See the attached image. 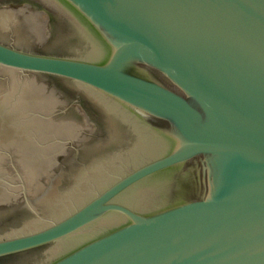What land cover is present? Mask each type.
Listing matches in <instances>:
<instances>
[{
    "label": "water",
    "instance_id": "1",
    "mask_svg": "<svg viewBox=\"0 0 264 264\" xmlns=\"http://www.w3.org/2000/svg\"><path fill=\"white\" fill-rule=\"evenodd\" d=\"M24 1L55 37L0 8V258L264 264V0Z\"/></svg>",
    "mask_w": 264,
    "mask_h": 264
},
{
    "label": "flooded vegetation",
    "instance_id": "2",
    "mask_svg": "<svg viewBox=\"0 0 264 264\" xmlns=\"http://www.w3.org/2000/svg\"><path fill=\"white\" fill-rule=\"evenodd\" d=\"M0 8H10L13 10H16V14L20 16L21 18L25 17L26 20L32 21L36 17L39 19H43L45 27L47 28L48 36L44 39V41L37 42V46L33 49H29L30 51L33 52H38V53H45L46 49L48 46L53 42V39L55 37V26L54 22L51 18V16L42 8L29 3L24 0H6L5 3H3ZM32 19V20H31ZM28 23L22 24L23 28V33L28 32L27 28ZM12 36V35H11ZM14 37V36H12ZM15 38V37H14ZM2 41V40H0ZM6 44L14 45L17 46L13 43L2 41ZM28 49V48H27ZM1 69V68H0ZM39 78L42 79L43 82H46L48 87L52 88L56 93H58V96L62 99H64L66 102L67 107L65 106L64 110H66L68 107L76 105V109L80 110L83 115L89 116L88 110L85 108L83 103L81 102H72L71 96L68 94V92L64 89H62L58 82L55 81L53 78L46 76V75H40ZM61 112L62 110H58ZM58 113V112H57ZM22 203L18 201H12L10 204L9 203H0V226L5 224V222L15 219L16 217L19 216V208L21 207ZM22 255L20 254H14V255H9L0 258V264H15L16 262L21 259Z\"/></svg>",
    "mask_w": 264,
    "mask_h": 264
}]
</instances>
